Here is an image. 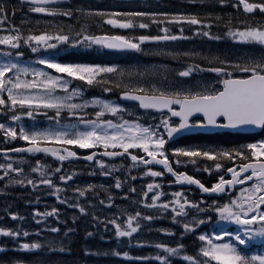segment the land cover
<instances>
[{
    "label": "snow or ice",
    "instance_id": "snow-or-ice-1",
    "mask_svg": "<svg viewBox=\"0 0 264 264\" xmlns=\"http://www.w3.org/2000/svg\"><path fill=\"white\" fill-rule=\"evenodd\" d=\"M22 2L29 5L30 14L52 19H72L75 15L71 8L59 7L58 0ZM219 3L224 5L225 0H219ZM232 7L242 11L245 16L251 17L257 13L264 16V0H235ZM14 16L15 8L10 6L9 0H0V46L9 50L2 52L3 60L0 61V115L5 117V121L0 122V140L5 144V147L0 148V155L8 158L0 163L3 179L21 186H31L32 189H52L59 202L68 203L67 198L61 200V188L55 183V178L58 176L59 181L64 183L72 180V176L61 173L64 162L80 158L78 151L74 149L89 150V154L83 159L98 165L99 170L108 176L117 168L109 163L110 160H130L132 168L142 166L146 169L143 172L145 176L163 178L165 174H170L175 178L171 183H176L181 188L166 194L161 190L160 183L151 182L142 191L143 208L170 215L173 224L181 226L180 239L172 243H138L139 247L148 246L156 250V264H173V260L181 254H184L182 259L187 264H264V138L235 147H170L169 143L182 133L196 129L264 130V55L244 56L241 62L235 63L227 57H216L213 59L217 66L201 69L199 65H190L178 73L179 77L184 78L193 76L197 71H210L218 78L215 87L201 84L183 87L170 83L166 76L155 80L151 74L148 75L155 82L145 79L133 82L132 73L126 75L124 70L115 65L61 63L54 56L45 53L64 46L75 48L93 45L141 51L145 42L161 44L186 39L183 36L184 24L196 26L197 36L220 39L207 30L213 25L196 14L167 11L96 10L87 13V16L99 18L108 25L121 29L135 28V20H149L158 28L156 35L129 38L124 35H93L84 28L75 30L71 25L48 23L45 27H40L39 21L35 28H25L22 25L9 24L10 17L14 19ZM138 26L148 29L150 24L141 22ZM172 26H180L179 34L171 32ZM227 27V36L235 43L259 45L264 51V22L241 21L239 17H233ZM25 49L37 55L38 59L22 63ZM47 69L78 78L89 86L102 85L104 92H111L113 88L120 89L124 99L138 102L141 109L156 110L161 119L151 125H142L136 120H123V114L127 111L125 108L116 101L101 100L98 97L90 102L94 106V118H90L87 114H81V110L86 109L89 102L74 103L73 100L79 98V93L76 89L69 88L70 81L64 75L52 74ZM145 74L137 71L135 76L143 77ZM117 75L120 77L119 82L112 81L111 77ZM126 79L129 81L127 84L124 83ZM96 108L99 110H95ZM49 110L52 112L51 116ZM41 113L54 122L55 126L37 129L34 125L23 123L25 118L33 120L36 114ZM106 114H111L113 118L120 117V122L114 123L113 119H105ZM65 116L76 122L61 123ZM14 141H24L28 146H6ZM49 143L57 144L58 147L45 146ZM41 152L50 154L60 166L52 168L36 161L35 167L26 173L20 164L11 159L13 154ZM187 163L193 166L204 164L202 171L215 176V182L206 186L194 174L189 175L186 171L178 170L186 167ZM156 166H160L161 170H154ZM193 185L200 193L218 194L220 199L211 200L210 203L203 199L191 200L183 189ZM122 187L123 181L117 178L114 188L121 190ZM236 189L239 190L238 193ZM90 190H93L91 185L86 189L75 188L73 191L77 197H85V193ZM130 192L135 195L136 188H131ZM224 194H227V199L223 198ZM124 198L127 199V194ZM106 199L111 207L113 197L108 196ZM100 204L103 205L104 201L101 200ZM74 207L81 214H88L86 207L79 202H74ZM6 215L14 222H21L13 227L0 221V237L10 238L14 244L11 250H55V241L45 242L41 232L59 233L58 227L43 230L37 228L33 234L24 227L25 217L14 211H6ZM59 216L60 212L56 207L43 212L36 208L32 212V218L37 225L46 222L49 217H55L58 221ZM153 219L151 215H142L141 211L127 214L121 212L108 220L93 216L98 227L103 225L107 229L111 225L117 239L129 240L142 229V221ZM223 224L235 227L231 230L218 227ZM202 225H210L212 231H200ZM160 231L168 236H176V232L170 229ZM197 232L200 233L197 236L199 247L193 255H187L183 243L185 233L196 235ZM33 235L36 239L32 238ZM88 235L91 236L92 233ZM254 244L260 247L254 249ZM7 250L9 249L6 245H0V253ZM60 250L63 251L62 248ZM113 254L129 258L128 251H115ZM135 259L143 262L152 258ZM0 264H13V261L0 259ZM15 264H25V261L17 259Z\"/></svg>",
    "mask_w": 264,
    "mask_h": 264
},
{
    "label": "rangeland",
    "instance_id": "rangeland-1",
    "mask_svg": "<svg viewBox=\"0 0 264 264\" xmlns=\"http://www.w3.org/2000/svg\"><path fill=\"white\" fill-rule=\"evenodd\" d=\"M16 5H27V3H23L22 0H12ZM65 0H58V6L63 7L65 6L64 4ZM29 7V5H28ZM68 9V8H65ZM25 21L26 22H32L34 26H37V21H39V26L42 25L45 27L48 23L52 24H59V25H71L73 29L75 30H80V28H84L89 34L93 35H101L98 33L99 30H91L88 29L85 25H83L81 22L79 23H73L72 19L64 18V17H56L55 19H52L50 17H44L38 14H30L29 10L25 13ZM34 22H33V21ZM16 23V21H13V24ZM107 24V23H106ZM98 26L99 25H93ZM111 28L115 29H120V30H130V29H121L118 26H112L110 25ZM191 26V30L193 32V35L187 37L186 39H181L175 42H170V43H161V44H156L154 42H145L142 44V47L145 49V53L142 55V57L136 58L134 56H131L129 58H124V59H119L121 56L118 55H111L106 57L107 59L100 61L99 63L95 62H82L80 60L74 59L73 61H61V59L58 58V55H63L66 53H79V52H92L94 55L100 54L103 52L102 46L98 45H93V46H78V47H70V46H64L61 48H58L56 50H49L47 55H52L57 59L58 62L61 63H83V64H101V65H115L119 67L120 69L124 70L125 74L127 75L128 73L133 74V82L137 79H145L149 80V82H155L154 80H151L148 74H151L152 77H155V80H159L161 77L166 76L169 80L170 83H174L183 87H190L195 84H201L205 86H217L218 84V78L215 73H212L210 71H197L194 73L193 76L191 77H184L181 78L178 76V73L182 70H184L185 67L190 66V65H199L201 69H208L213 66H217L214 63V59L218 57L219 59H224L227 57L229 60L232 62H241L244 56H250V55H255V56H260L264 55V51L261 50V47L259 45L255 46H249L245 44H238L232 41L227 34L225 35H213L212 36H219L220 39H209L208 37H204L202 35L197 36L195 35L196 32V26ZM209 31V29H207ZM184 32V31H183ZM175 34H179V31H175ZM184 36V35H183ZM186 37V36H184ZM9 51L8 49H2V46H0V61L3 60V55L2 52ZM160 53H172L171 55L167 54H160ZM38 59V56L35 54H32L30 50H24V55L21 58L22 63H28L32 62ZM129 59V61H127ZM35 66V65H34ZM42 68H46V66H39ZM52 74L55 75H64L66 79L70 81L69 88L70 89H76L77 92L79 93V98L74 99V103H84V102H89V106L86 109L81 110V114H87L88 117L94 118V106L90 103L93 98H100L101 100H108V101H116L113 97H111L112 91L107 94H101L97 93L99 90V87H96V89L93 91L91 87H88L87 83L85 81H80L78 78H71L67 77L66 74H59L55 73V70L53 69H47ZM137 71L141 73H146L143 77H136L135 74ZM105 79H108V77H105ZM111 80L114 82H119L120 77L113 76L111 77ZM83 84H82V83ZM125 84L129 83V81L126 79L124 81ZM95 86V84H94ZM102 91V90H101ZM100 92V91H99ZM63 94V93H61ZM69 95H71V92H69ZM118 102V101H116ZM119 103V102H118ZM120 104V103H119ZM121 105V104H120ZM122 106V105H121ZM125 108V106H122ZM127 111L126 113L123 114V120H136L142 125H151L154 123H158L159 120L161 119V115L158 113L155 114H150V113H141L139 112V109L137 106L134 105H129L127 108H125ZM95 110H99L96 108ZM52 115L51 110H49V116ZM105 119H113L114 123L120 122V117L113 118L111 114H106ZM5 117H2L0 119V122H4ZM75 123V120H71V118L65 116L64 119L61 121L63 124L67 123ZM26 125L32 126L34 125L35 128L37 129H45L49 127H54V122H51L48 117L44 116L42 113L41 114H36L33 120H29L25 118L23 121ZM2 141V140H0ZM20 143L21 145L15 146V148H20L23 147L26 142L24 141H14ZM12 142V144L14 143ZM57 144H52L49 146H53ZM171 146H176L179 147L180 145L178 144H170ZM89 152V150H86ZM34 153L30 154H25L28 157L27 158H17V157H11V159L15 160L18 164H20L21 167L24 168L25 172H30V167H34L35 163H32L30 160H28L29 156ZM87 154V153H86ZM36 155V154H34ZM88 155V154H87ZM7 157H3L0 155V163H3ZM22 161V162H21ZM25 163H28L30 167L27 169ZM42 165H47L52 168L58 167L59 165H52L49 164V161H40ZM110 164H114L117 166V168L113 171V174L111 176L104 175L98 168V165H92V167L95 169V172L93 173L96 176V180L94 181V184L98 187V189H108L111 188V197H113L112 200V206L109 207V201L104 198L96 199L95 205L92 204L91 202V209L93 211V215L102 214L104 220L111 219L113 216L119 215L121 212L127 214L129 212L133 211H141L142 215H151L154 217L153 220L147 221L144 220L142 221V229L139 231L138 234H134V237H139L143 234V237L140 239L141 240L139 243L143 244H155L158 242H173L174 240H179L180 236L179 233L181 231V226L179 224H173L171 216L162 214L160 211H155L152 209H145L142 207V191L146 188V185L151 182H156L160 183L162 185V191L166 194L172 193L175 191H179L174 189H170L164 184L167 183L165 181L164 177L163 178H151L148 176L143 175V172L146 171V169H143L142 166L138 168H132L131 164L129 165L127 162L120 161L119 162H109ZM191 163H187L186 167L182 168H190L193 170V168L190 167ZM66 170H63L62 173H65L67 175H70V173L76 172L75 170H71V166L69 168H65ZM79 169V168H78ZM28 170V171H27ZM77 173V172H76ZM36 175H39V173H36ZM81 175H89V173H83ZM0 176H3V173L0 172ZM132 177H135L136 179H132ZM17 179H21L22 177H16ZM119 178L123 181V184H127V192L125 194H122L119 191H114V184L115 180ZM2 183L7 186L12 185L14 183H10L9 180L7 181L6 179L2 178ZM113 186V187H112ZM135 187L136 188V194L132 195L130 192V189ZM46 188V187H45ZM48 188H46L47 190ZM52 191V190H50ZM5 190L0 189V196H5ZM51 194L53 192H50ZM132 195V197H127V199L123 200V197L125 195ZM59 195H63L60 198H67L68 203H61L57 199H55L56 202V208H58L60 212L61 217H67L68 221H72L74 217L77 216V213L72 216L74 212V202H78L79 200H82L81 197H77L74 194L73 190L66 189L65 187L61 188V192ZM48 194H45V197H47ZM86 196H95L93 192H86ZM61 199V200H63ZM168 199H171V196H168ZM105 200L104 204L101 205L100 201ZM123 200V201H120ZM138 204H135L137 203ZM150 202V201H149ZM84 205V204H82ZM53 206H51L49 209H51ZM38 208L41 212L47 211L45 208H42L40 206H36L35 208H30L29 205L26 206L23 209V213L25 217L29 220V224L32 227V231L35 232L37 230L36 223L32 218V212L34 209ZM73 211V212H72ZM30 214L31 216H28ZM52 217L47 218L46 222H42L40 225L43 224H49V227H52ZM103 220V219H102ZM34 225V226H33ZM223 226L228 228V230H231L232 228L235 227V225H218V227ZM109 230H112L111 233L113 232V228L111 225L108 226ZM161 229H170L171 231L176 232V236H168L165 235L163 232H161ZM200 231L202 232H210L212 231L210 225H202L200 228ZM200 233L197 232L196 235H192L191 233H185V238L184 240L186 242L191 241L192 239H196V244L192 248V252L195 253L199 247V242L197 240V236ZM226 239V238H225ZM185 245V244H184ZM193 245V243H192ZM187 249V245H185ZM254 249L259 248L260 246L258 244L253 245ZM190 253V254H189ZM187 255H191V252L188 251L187 249ZM184 255V254H183ZM181 255L180 257H182Z\"/></svg>",
    "mask_w": 264,
    "mask_h": 264
},
{
    "label": "trees",
    "instance_id": "trees-1",
    "mask_svg": "<svg viewBox=\"0 0 264 264\" xmlns=\"http://www.w3.org/2000/svg\"><path fill=\"white\" fill-rule=\"evenodd\" d=\"M250 2H253V0H250ZM9 3L10 6H13L17 10V6H14V2L12 0H9ZM234 3L235 0H225L224 5H221L219 0H159L148 2V4L161 7L164 11L169 13L199 15L201 18H204L206 22L213 25L209 29L210 33L213 35L226 34L230 18L233 17H239L241 21L255 20L258 22H264V16H261L259 13L255 16L249 17L242 14V11H237L234 7H232ZM66 5L67 8H71L75 12L74 17L72 18L73 23L81 22L88 29L99 30L98 33L101 32L103 35L123 33L130 37L136 34H126L121 31L118 32L114 28L106 25L105 22L99 18L87 16V13L96 10L111 12V9L114 8H120L119 12H135V7L143 6L145 3L124 0H66ZM129 7H132L133 9H127ZM24 16L26 15L23 12L21 17H19L15 12L14 19L10 17L9 24H13V21L15 20L16 23L14 24L17 26L22 25L23 27L28 28L33 25L31 22H25ZM216 17H219V19H215ZM141 22L149 23L152 25L153 30L158 31L157 26L149 20L134 21L136 25ZM231 22L233 24L236 23V21ZM93 25H99L100 28H98V26L94 27ZM182 27L184 29V36L189 37L193 35L190 25L184 24ZM172 33L175 34V32ZM195 139L199 140L200 138L197 137ZM76 165L77 166H75L73 170L84 167V163L82 162H78ZM67 166H69V164ZM79 170L86 172L85 169ZM24 188L25 187L15 188L14 196L16 197V202L10 200L5 204L0 205V221H3L2 213L5 210L16 211L19 214L20 211H23V208L20 206H24L25 202L28 200V198L25 197ZM26 191H28V189ZM104 193L105 191L102 189H95L94 192L97 199L104 198ZM101 215L102 214H99V218H103ZM22 216L25 217L24 215ZM4 220L12 226L16 223L12 221L9 216H7V219ZM67 221L63 220V223L58 222L52 226L58 227L60 229L59 233L44 231L47 233L46 237H48L45 242L55 241V244L53 245L55 249L54 251L44 250L42 252H29L24 250H11L14 248V244L11 242L10 238L0 237V245H6L9 249L0 253V259L11 260L13 261V264H15L17 259L25 261V264H156L154 258L157 253L152 247H139L136 245L137 242H135L137 240H129L128 238L117 239L114 235L108 236L104 232L105 229L102 230V226L98 227L95 221L88 222L85 227L82 225L79 226L76 223L71 222V220ZM69 230H71V232H69ZM88 233H92V235L89 236ZM195 242V238L189 242L183 240V243L188 246L187 249L191 252V254H194L192 252V248L196 244ZM61 248L63 251L60 250ZM115 251H128L129 258H123L122 255L116 256L113 254ZM137 257H151L152 259L142 262L139 259H135ZM173 264H187V262L183 261L182 257H179L173 260Z\"/></svg>",
    "mask_w": 264,
    "mask_h": 264
},
{
    "label": "flooded vegetation",
    "instance_id": "flooded-vegetation-1",
    "mask_svg": "<svg viewBox=\"0 0 264 264\" xmlns=\"http://www.w3.org/2000/svg\"><path fill=\"white\" fill-rule=\"evenodd\" d=\"M143 113L155 114L154 111H147V112H143ZM197 137L200 139L202 138L203 141L207 142V144L201 143L199 146L235 147V146H239L241 144L254 142L255 140L264 138V130L262 132L258 133L257 135L254 133H239V132L231 133V132H226V131H219V132H215V133H211V134H193V135L181 137L178 140H184L186 142H189L191 140L196 141L195 138H197ZM190 146H198V145L197 144H190ZM170 159H172V158H170ZM174 167H175V165H174ZM190 167L193 168V170H191L190 168H182V167L178 168V170L179 171H186L189 175L194 174L196 176V178H198L202 182H204L206 184V186H210L211 183L215 182V180H216L215 176L209 175L208 173L202 171V169L204 168V164H198L195 166H193L191 164ZM173 178H174L173 176H171L169 178V180H170L169 185H171V186H174V184L171 183L172 181H174ZM177 190H181V189H177ZM184 191L188 194L189 198L193 201H198L199 198H201V199L210 203L211 200L220 199V196L216 197L217 194H214V196L207 197V196L201 195L200 191H198V190L184 189ZM235 191L238 193L239 190L236 189ZM223 198L227 199L228 198L227 194H224Z\"/></svg>",
    "mask_w": 264,
    "mask_h": 264
},
{
    "label": "water",
    "instance_id": "water-1",
    "mask_svg": "<svg viewBox=\"0 0 264 264\" xmlns=\"http://www.w3.org/2000/svg\"><path fill=\"white\" fill-rule=\"evenodd\" d=\"M106 50L108 51H125V50H120V49H109L107 47H104ZM121 100L123 101H128L130 99H124L122 96L120 97ZM131 101H134V100H131ZM136 102V101H135ZM222 130H225V131H230V132H256V131H259L261 130L260 128H247V129H239V130H234V129H224V128H210V129H196V130H193L191 132H185V133H182L180 136L182 135H186V134H191V133H196V132H201V133H212V132H215V131H222ZM179 137V136H178ZM176 137V138H178ZM112 160H115V159H112ZM156 167H160V166H156ZM192 187H195L197 188L196 186H192ZM198 189V188H197Z\"/></svg>",
    "mask_w": 264,
    "mask_h": 264
},
{
    "label": "bare ground",
    "instance_id": "bare-ground-1",
    "mask_svg": "<svg viewBox=\"0 0 264 264\" xmlns=\"http://www.w3.org/2000/svg\"><path fill=\"white\" fill-rule=\"evenodd\" d=\"M47 252V251H46Z\"/></svg>",
    "mask_w": 264,
    "mask_h": 264
}]
</instances>
